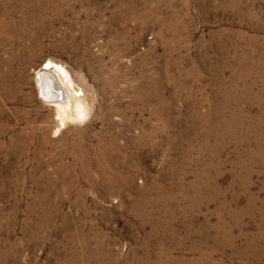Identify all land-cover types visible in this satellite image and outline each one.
<instances>
[{"label":"rangeland","instance_id":"374dc122","mask_svg":"<svg viewBox=\"0 0 264 264\" xmlns=\"http://www.w3.org/2000/svg\"><path fill=\"white\" fill-rule=\"evenodd\" d=\"M0 264H264V0H0Z\"/></svg>","mask_w":264,"mask_h":264},{"label":"bare ground","instance_id":"6f19581e","mask_svg":"<svg viewBox=\"0 0 264 264\" xmlns=\"http://www.w3.org/2000/svg\"><path fill=\"white\" fill-rule=\"evenodd\" d=\"M36 81L40 88L39 93H41L43 99L48 103L56 105L55 107L57 108L60 126L65 124L67 120L75 119L83 114L81 105L74 101L71 102L68 95L64 94V89L67 88L70 91L69 88H71L73 84L71 82L72 80L69 79L67 73L59 64L47 60L41 66L40 74L37 75ZM70 95H72L71 92Z\"/></svg>","mask_w":264,"mask_h":264},{"label":"water","instance_id":"95a60500","mask_svg":"<svg viewBox=\"0 0 264 264\" xmlns=\"http://www.w3.org/2000/svg\"><path fill=\"white\" fill-rule=\"evenodd\" d=\"M56 88V87H55Z\"/></svg>","mask_w":264,"mask_h":264}]
</instances>
